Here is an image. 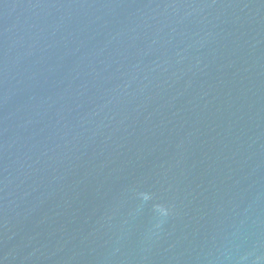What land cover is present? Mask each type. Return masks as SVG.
<instances>
[{
	"label": "water",
	"instance_id": "obj_1",
	"mask_svg": "<svg viewBox=\"0 0 264 264\" xmlns=\"http://www.w3.org/2000/svg\"><path fill=\"white\" fill-rule=\"evenodd\" d=\"M0 264H264V0H0Z\"/></svg>",
	"mask_w": 264,
	"mask_h": 264
}]
</instances>
